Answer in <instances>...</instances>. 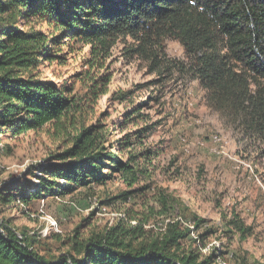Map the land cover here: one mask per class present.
Listing matches in <instances>:
<instances>
[{
    "label": "rangeland",
    "instance_id": "rangeland-1",
    "mask_svg": "<svg viewBox=\"0 0 264 264\" xmlns=\"http://www.w3.org/2000/svg\"><path fill=\"white\" fill-rule=\"evenodd\" d=\"M133 45L119 42L101 64L105 71L93 69L90 50L78 46L66 64L43 69L42 78L75 87L74 95L83 102L91 80L108 77L107 88L101 82L97 90L107 94L85 101L76 129L101 127L114 150L118 140L131 135L133 145L123 158L136 157L137 184L131 187L116 175L63 196L23 200L13 189L37 190L44 170L60 164L58 155L73 146L76 131L65 132L59 124L21 136L8 131L0 136V222L19 239L27 237L50 261L67 254L76 233L87 243L123 222L141 225L153 237L181 221L191 229L186 249L193 247L203 257L216 251V264H264V134L247 131L210 106L178 41L164 43L156 71L149 61L128 54ZM167 64L187 70L167 69ZM163 198L170 199L168 208ZM235 220L249 230L246 240L230 224ZM207 232L212 235L201 239Z\"/></svg>",
    "mask_w": 264,
    "mask_h": 264
},
{
    "label": "trees",
    "instance_id": "trees-1",
    "mask_svg": "<svg viewBox=\"0 0 264 264\" xmlns=\"http://www.w3.org/2000/svg\"><path fill=\"white\" fill-rule=\"evenodd\" d=\"M167 40L178 41L185 49L189 72L213 109L239 120L251 133L264 134V0H0V136L8 131L21 136L57 124L65 132L71 127L76 131L73 146L58 155L60 164L44 170L38 189L18 187L13 189L17 196L23 200L63 196L116 175L131 187L137 184L136 157L129 153L127 162L123 158L133 145L131 135L118 140L114 150L101 127L76 129L85 101L107 94L97 90L101 82L107 88L108 77L92 79L90 93L81 102L75 87L43 79L42 71L66 64L78 46L90 50L93 69L105 71L101 64L121 41L134 43L128 54L149 61L156 71ZM166 66L187 70L183 64ZM169 200L162 199L164 208ZM200 222L195 223L197 229ZM122 223L87 243L76 233L67 254L50 261L27 237L19 239L0 222V264L217 263L216 251L203 257L193 247L185 248L191 229L181 221L169 223L164 233L153 237L141 225ZM230 224L236 225L242 239L248 238L241 220Z\"/></svg>",
    "mask_w": 264,
    "mask_h": 264
}]
</instances>
